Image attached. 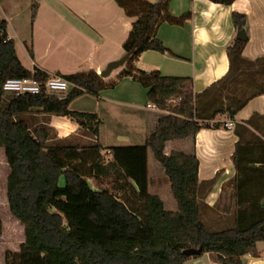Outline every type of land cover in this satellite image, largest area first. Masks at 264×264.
Segmentation results:
<instances>
[{
	"label": "trees",
	"instance_id": "16d2710c",
	"mask_svg": "<svg viewBox=\"0 0 264 264\" xmlns=\"http://www.w3.org/2000/svg\"><path fill=\"white\" fill-rule=\"evenodd\" d=\"M170 1L116 0L134 18L123 43L125 53H130L127 63L116 81L108 82L94 70L58 74L71 84L62 96L42 91L7 98L2 90L6 79L34 75L46 80L49 74L22 64L8 23L0 16V148L10 167L9 209L25 230L20 250L6 254L7 264H185L205 253L218 264H246V255L260 257L258 246L264 244V115L255 113L234 125L238 140L232 155L236 174L231 180L235 200L231 225L211 229L202 217L203 207L209 208L205 198L215 179L199 180L196 154H166L164 149L170 140L220 128L221 123L214 122L217 116L227 114L234 119L251 99L264 94V57L244 58L247 41L236 39L228 48L227 75L201 93L187 87L186 77L138 69L135 63L145 51L173 54L156 35L158 25H182L191 16L190 12L173 15ZM233 20L237 28H244V14L234 12ZM27 48L33 56L32 48ZM125 77L138 80L147 89L148 102L167 113L160 116L144 144L105 147L98 140L102 121L97 114L70 106L85 94L98 96ZM39 115L69 117L94 135L93 142L80 145L57 138L49 122L37 121ZM148 149L164 169L176 211L166 209L161 197L148 190ZM104 150L110 153L108 161ZM87 175L129 191L135 205L109 189H93ZM76 228H90L93 235L77 233ZM199 247L201 255L184 254L185 249Z\"/></svg>",
	"mask_w": 264,
	"mask_h": 264
},
{
	"label": "crops",
	"instance_id": "0c3cea01",
	"mask_svg": "<svg viewBox=\"0 0 264 264\" xmlns=\"http://www.w3.org/2000/svg\"><path fill=\"white\" fill-rule=\"evenodd\" d=\"M55 3L70 10L58 15V21L55 24L57 32L67 33V35L73 33L72 37H74L76 45H85L98 50L103 49L105 46L112 47L108 54L99 56L95 63H86L89 67L87 71L94 70L100 73L109 62L126 54L123 49V43L126 40L124 39L126 36V23L123 17L125 12L121 8L124 12L121 13L119 9L111 4V0H88L87 10L83 12L72 10V7L66 5V0H56ZM4 11L6 10L4 9ZM170 11L175 16H180L186 12L191 13L190 18L182 25L163 22L157 27L156 35L173 54L153 50L145 51L135 63L138 69L143 71L160 70L165 75L186 77L188 79L187 87L192 89L194 93L205 91L212 84L225 77L230 69L231 62L228 56V48L237 39V34L240 31L233 20L234 12L246 16V24L242 30L247 34L248 39L242 56L248 60L264 57V0H234L230 5L215 3L210 0H171ZM4 14L5 16H0L7 21L8 34L15 41L14 33L19 31L16 32L11 25V19L8 17L7 12H4ZM29 31L28 28L27 33ZM27 33L17 35H19V39L24 43L25 50L29 54L26 40ZM122 35L124 40L121 39ZM113 40L116 41V44L112 42ZM61 41H66V38L61 39ZM15 46L18 54L16 42ZM32 51L34 52L33 48ZM29 56L32 59L30 66L24 64L20 56L19 58L22 64L31 71L40 69L49 75L72 74L62 72L61 68H49L48 65L40 63L39 60L37 62L34 53L33 56L30 54ZM40 57L41 55L38 56V58ZM124 80L131 82L128 83L129 90L125 94L128 95L126 96L127 99L117 101L103 96L101 98L108 105L119 103L131 108V110L128 109L130 110L128 112L133 113V120L124 121L121 114L115 119L113 131L109 132L108 137H106L108 141L114 144L102 143V128H100L99 142L105 147L144 144L157 127L160 116L167 113L164 110L150 106L147 91L145 93L147 102L142 103V89L137 85H133L137 84L138 80L133 77H125L122 81ZM255 113L264 115V94L251 99L236 113L234 119H229L227 114L217 116L214 122H220V128L202 129L193 138L170 140L165 144L164 151L166 154H170L172 151L196 154L200 162L198 172L200 181L215 179L213 189L205 198V204L209 208H216V204L220 203V196L225 192L226 183L233 180L236 174L232 155L238 137L234 133V125L248 120ZM96 114L104 126V120H102L99 113ZM229 122L234 123L231 128L226 125ZM50 126L55 129L56 133L58 132L60 139L71 138L80 129L75 120L66 116L51 115ZM149 151L151 150L148 149L147 151L148 177L152 181L153 178L150 175L152 167L157 166L163 172L164 169L157 163L151 162ZM231 190H233V184ZM151 193L160 196L159 192ZM259 246L260 257L246 255V264H264V247H262V250ZM185 264L218 263L215 262L211 254L205 253L201 257L190 258Z\"/></svg>",
	"mask_w": 264,
	"mask_h": 264
},
{
	"label": "rangeland",
	"instance_id": "374dc122",
	"mask_svg": "<svg viewBox=\"0 0 264 264\" xmlns=\"http://www.w3.org/2000/svg\"><path fill=\"white\" fill-rule=\"evenodd\" d=\"M56 0H1L0 1V15L5 16L4 12H7L8 17L11 19V25L15 28L16 32L14 33L15 42L17 44V50L20 58L24 64L29 65L32 62L29 54L25 50L24 43L19 39V35H24L27 33L28 28L30 29L27 33L26 40L28 42V47H32L34 54L36 55V61L49 66V68H61L62 72L74 73L77 71H87L88 65L86 63H95L99 56H105L112 49L111 46H105L103 49L98 50L96 48L87 47L85 45H76L74 42L73 33H59L56 31L55 24L58 21V15L69 12L68 8H63L60 5L55 3ZM67 6L72 7L71 9L78 12H83L87 10L88 0H66ZM111 4L119 9L121 13H124L121 8L118 6L116 0H111ZM4 9L6 11H4ZM126 23L125 29V38L128 37L130 30L131 22L134 21L133 18L123 14ZM32 22H31V21ZM31 22V24H30ZM34 22V23H33ZM29 26V27H28ZM12 28V27H11ZM19 34V35H17ZM124 35V34H123ZM121 36V39L123 38ZM66 38V41H61V39ZM119 39V40H121ZM122 39V40H124ZM116 44V41H112ZM113 46V44H112ZM110 50V51H109ZM41 55L40 58L38 56ZM123 56V55H122ZM121 58V57H120ZM119 59V58H118ZM34 60V59H33ZM39 60V61H38ZM85 63V64H84ZM123 67H120L112 72V74L105 78V80L116 81L118 73L122 70ZM118 82L114 87L106 88L100 92L98 96H93L85 94L72 103L71 109L90 112V113H99L104 120L105 124L101 122L100 128H102V138L101 141L103 144H114L111 141H108L109 132L113 131V126L115 124V119L118 118L121 114L124 121L133 120V113H129L131 108H128L126 105H121L119 103L107 104L101 97L112 98L117 101L127 99L125 95L126 91L129 90L128 83L126 80ZM137 87H140L142 90L141 99L142 103L147 102L145 99V93L147 89L140 83L137 82ZM7 98H10V94H6ZM130 109V110H128ZM129 111V112H128ZM37 121H47L50 123V116H37ZM56 133V132H55ZM57 138L58 136V132ZM94 135L85 128L79 129L78 133L71 138H67L66 142L87 145L93 142ZM99 140V136H98ZM115 142V141H112ZM116 144V143H115ZM149 157L151 162L161 164L154 158L151 151H149ZM105 161H108L111 156L108 150L103 151ZM80 165V164H78ZM10 173V167L7 163L4 149H0V264H7L6 254L8 252H18L20 250V245L25 240V230L24 225L17 220L10 212L8 199H7V178ZM153 178L152 181L148 177V190L149 192H159L161 199L164 201L165 208L168 210H177V202L173 196L169 182L164 175L163 170L157 166H153L150 173ZM87 179L91 184L93 189L106 188L111 190L116 194L120 199L130 200V202L135 205V197L130 194V192H123L113 188V184L109 180H105L103 183H98L91 175H87ZM63 183V180H61ZM226 189L224 194L220 196V203L216 204V208H206L205 206L202 209V217L207 225L211 229H219L227 225H231L233 221V211L235 208V200L233 198L232 192V182L229 181L226 183ZM228 188V190H227ZM207 187L204 189L205 193ZM128 201V200H127ZM134 201V202H133ZM67 224V220L65 222ZM77 233L83 235H93L90 228L78 229L76 228ZM261 249L264 247V244H260ZM263 250V249H262ZM261 253V252H260ZM202 256V255H201ZM198 256V257H201ZM197 257V258H198ZM196 258V257H193ZM216 262V261H215ZM217 263V262H216Z\"/></svg>",
	"mask_w": 264,
	"mask_h": 264
},
{
	"label": "built area",
	"instance_id": "2783aa9c",
	"mask_svg": "<svg viewBox=\"0 0 264 264\" xmlns=\"http://www.w3.org/2000/svg\"><path fill=\"white\" fill-rule=\"evenodd\" d=\"M70 86V82L60 75H49L46 80H41L31 75L21 78L6 79L3 83L2 90L5 94H10L11 96L39 94L42 91L62 96L67 93ZM150 106L156 108L153 104ZM226 125L228 128H231L234 123L229 122Z\"/></svg>",
	"mask_w": 264,
	"mask_h": 264
},
{
	"label": "water",
	"instance_id": "95a60500",
	"mask_svg": "<svg viewBox=\"0 0 264 264\" xmlns=\"http://www.w3.org/2000/svg\"><path fill=\"white\" fill-rule=\"evenodd\" d=\"M237 39L241 40V41H247L248 37L247 34L243 31L240 30L237 34ZM130 57V53H126L125 55H123L121 58L113 60L111 62H109L106 66V68L101 71L99 74L102 78H107L109 77L112 72L120 67H124L125 64L127 63L128 59ZM202 253V248H188L184 250V254L187 256H198L201 255Z\"/></svg>",
	"mask_w": 264,
	"mask_h": 264
}]
</instances>
